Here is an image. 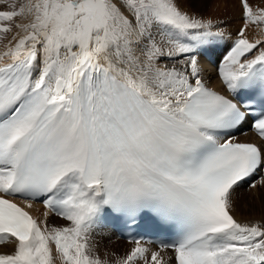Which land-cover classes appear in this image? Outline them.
Listing matches in <instances>:
<instances>
[{
  "label": "snow or ice",
  "instance_id": "1",
  "mask_svg": "<svg viewBox=\"0 0 264 264\" xmlns=\"http://www.w3.org/2000/svg\"><path fill=\"white\" fill-rule=\"evenodd\" d=\"M184 0H0V264H108L91 241L105 217L143 237L115 264H264V225L231 214L264 184V8L239 0L243 27L208 87L200 54L224 34ZM9 34L10 38H9ZM259 179H253V177ZM40 202L68 222L41 226ZM169 259H173L170 257Z\"/></svg>",
  "mask_w": 264,
  "mask_h": 264
},
{
  "label": "bare ground",
  "instance_id": "2",
  "mask_svg": "<svg viewBox=\"0 0 264 264\" xmlns=\"http://www.w3.org/2000/svg\"><path fill=\"white\" fill-rule=\"evenodd\" d=\"M253 1H255V3H258V8L255 10L264 8V0H253ZM227 2L228 0H184L181 7L184 10L189 11L190 13H197L203 18L211 20L213 24L217 26L218 25L217 21L223 20L224 19L223 17L226 16L228 13L227 12L228 5L226 4ZM232 2H235L236 5L239 7L240 5L239 0H232ZM207 6H210V9L207 12H205ZM233 9L234 8H231V10ZM238 10L242 11L241 7ZM233 12L237 20V23L235 25H241L243 27V18L241 17L242 14L240 13L241 15L239 17V14H237V10H233ZM253 26L254 25H250L249 28L245 30L247 38L250 41H254L256 39H264V36H260L261 34L264 35V32H260L259 29L258 31L255 29L252 30ZM213 30L216 31L218 30V28H214ZM220 30L221 29H219V31ZM257 33L260 34L257 35ZM223 34H224V38L223 40L220 41V46L212 47L208 50H205L199 56V63L201 64L202 68L206 69L202 71L203 74L202 77L205 76L207 78L206 82L213 88H217L219 86L217 81L214 79L215 77L218 76V68L220 65L219 60L217 58H219V56L221 55L224 49L228 48L229 41L231 39L236 38L235 36H231L228 33L223 32ZM10 35L11 34H9V38ZM6 43H7V39L1 43L0 51L3 50V45ZM218 53L219 56L216 57ZM245 137L247 136H244V138ZM241 140L243 141L244 139L242 138ZM243 187L239 188L235 194L234 205L233 208L231 209V214L240 223H247V224L258 223L264 225V184H258L256 188H243ZM20 203L33 215V218L36 219L38 223H41L42 227L44 226V223H46L47 226L50 228L57 227V225L61 227L64 223V220L62 219L59 220L57 217L52 216L49 213L48 216L45 217L44 214L47 211L45 209H41V208L38 209V206L36 205H33L31 208H27L25 202H20ZM66 223L68 222L66 221ZM102 232L105 233V230L103 229ZM106 233L108 234V232ZM109 236L112 237L111 235ZM104 238H107L110 241L114 240L116 247H118L119 249L120 247L130 246L127 243L114 239L113 237L109 238L106 236ZM51 247L53 250L55 264H60L58 258H56L54 245H52ZM13 250H14V244L11 241H9L4 245L2 244V246L0 247V254H11ZM153 251H159V250H153ZM150 255H151V251H149L148 253L149 257ZM168 255L169 254L166 251L160 252L161 259L165 262V264H169Z\"/></svg>",
  "mask_w": 264,
  "mask_h": 264
},
{
  "label": "rangeland",
  "instance_id": "3",
  "mask_svg": "<svg viewBox=\"0 0 264 264\" xmlns=\"http://www.w3.org/2000/svg\"><path fill=\"white\" fill-rule=\"evenodd\" d=\"M249 3L250 5L253 7V10L257 9L258 8V3H255V1L253 0H249ZM228 6H227V15L224 16L223 20H220V21H217L218 25L217 27H220L221 30L220 31H223L224 33H228L230 34L231 36H235L236 37V34L237 32L239 31V28H241L242 26L241 25H235L237 23V20L234 16V12L233 10H237V14H239V17L240 15L242 14V11H239L238 9L241 7L239 5V7L236 5L235 2H232V0H228V2L226 3ZM234 8L233 10H231V8ZM210 9V6H207L206 9H205V12H207L208 10ZM239 12V13H238ZM241 13V14H240ZM242 16V15H241ZM229 21H228V20ZM223 22V23H222ZM228 22V23H227ZM225 23V24H224ZM216 24V23H215ZM239 26V27H238ZM216 27V28H217ZM261 27H264V26H261ZM255 29L258 31H260V28H258L257 26H253L252 30ZM219 30V28H218ZM261 32V31H260ZM260 34V33H257V35ZM260 36H264V35H260ZM258 37V36H257ZM3 41H0V45ZM219 56V53L216 55V57ZM245 188V187H243ZM58 218V217H57ZM59 220L61 218H58ZM63 223V222H62ZM64 223L66 224V221H64ZM63 223V224H64ZM64 224V225H65ZM63 226V225H62ZM61 226V227H62ZM57 227H60L59 225H57ZM102 232L99 231V233ZM103 234H105L107 237L109 238H112L110 237L106 231L105 233L102 232ZM97 237H99V234L97 235ZM97 237H95L96 239H94L92 242V244H90V247H92L93 249V253H97L99 258L101 260H107L108 261V264H110V260L116 258L118 255H122L123 253H125L128 249V247H120V249L118 247H116L115 243H114V240L113 241H110L109 239L107 238H104V237H101V239H98ZM7 243V242H6ZM4 243V244H6ZM3 244V245H4ZM2 246V244H0V247ZM130 248H133V246H129ZM126 257V255H124ZM150 258V257H149ZM138 263L140 264H143L142 261H139ZM169 264H172L171 263V260L169 259L168 261Z\"/></svg>",
  "mask_w": 264,
  "mask_h": 264
}]
</instances>
